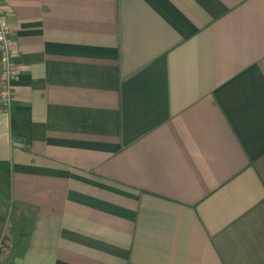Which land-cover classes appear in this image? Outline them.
Here are the masks:
<instances>
[{
  "label": "crops",
  "instance_id": "0c3cea01",
  "mask_svg": "<svg viewBox=\"0 0 264 264\" xmlns=\"http://www.w3.org/2000/svg\"><path fill=\"white\" fill-rule=\"evenodd\" d=\"M1 1L2 264H264V0Z\"/></svg>",
  "mask_w": 264,
  "mask_h": 264
},
{
  "label": "built area",
  "instance_id": "2783aa9c",
  "mask_svg": "<svg viewBox=\"0 0 264 264\" xmlns=\"http://www.w3.org/2000/svg\"><path fill=\"white\" fill-rule=\"evenodd\" d=\"M10 33L11 28L0 0V102L7 109L13 100V82L18 74V68L14 62L16 49Z\"/></svg>",
  "mask_w": 264,
  "mask_h": 264
},
{
  "label": "rangeland",
  "instance_id": "374dc122",
  "mask_svg": "<svg viewBox=\"0 0 264 264\" xmlns=\"http://www.w3.org/2000/svg\"><path fill=\"white\" fill-rule=\"evenodd\" d=\"M8 203V200L0 195V264H2L3 261V254L11 252L13 248V236L15 234H19L21 237V243L22 239L26 235L29 225V223L26 221L15 223L11 219L7 208Z\"/></svg>",
  "mask_w": 264,
  "mask_h": 264
},
{
  "label": "trees",
  "instance_id": "16d2710c",
  "mask_svg": "<svg viewBox=\"0 0 264 264\" xmlns=\"http://www.w3.org/2000/svg\"><path fill=\"white\" fill-rule=\"evenodd\" d=\"M22 206H24L22 203L14 202V201L8 204L7 208H8L10 217L15 223H19L22 221L21 220L22 216H23V213L21 210ZM26 208H28V207H26ZM16 254H20L19 249H16Z\"/></svg>",
  "mask_w": 264,
  "mask_h": 264
},
{
  "label": "bare ground",
  "instance_id": "6f19581e",
  "mask_svg": "<svg viewBox=\"0 0 264 264\" xmlns=\"http://www.w3.org/2000/svg\"><path fill=\"white\" fill-rule=\"evenodd\" d=\"M1 72V71H0Z\"/></svg>",
  "mask_w": 264,
  "mask_h": 264
}]
</instances>
